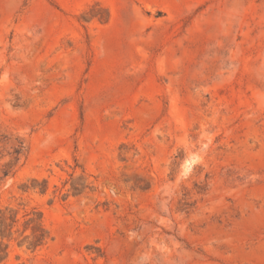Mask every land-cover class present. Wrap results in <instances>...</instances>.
I'll return each mask as SVG.
<instances>
[{
  "label": "rangeland",
  "instance_id": "obj_1",
  "mask_svg": "<svg viewBox=\"0 0 264 264\" xmlns=\"http://www.w3.org/2000/svg\"><path fill=\"white\" fill-rule=\"evenodd\" d=\"M1 214L0 264H264V0H0Z\"/></svg>",
  "mask_w": 264,
  "mask_h": 264
},
{
  "label": "trees",
  "instance_id": "obj_2",
  "mask_svg": "<svg viewBox=\"0 0 264 264\" xmlns=\"http://www.w3.org/2000/svg\"><path fill=\"white\" fill-rule=\"evenodd\" d=\"M17 154L19 155V152ZM7 220H9L12 225L17 223L16 218L12 217L10 214H9L8 218H6V216L4 214H1L0 223H1V226L4 227V229H8V228L10 229L11 228V225L6 224ZM38 221H39V218H36V217H30L27 220V222H28L27 224H31V225L33 224V226L31 227L32 240L30 242H28V247L30 249H35L36 247L42 246L44 243V239H45L44 233L42 232L41 227L37 223ZM26 239H27V237H25V240ZM0 260H2V258Z\"/></svg>",
  "mask_w": 264,
  "mask_h": 264
}]
</instances>
